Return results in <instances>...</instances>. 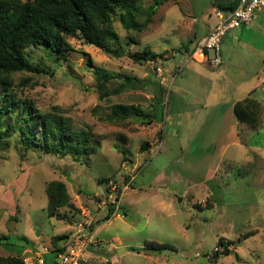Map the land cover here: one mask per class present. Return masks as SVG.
I'll use <instances>...</instances> for the list:
<instances>
[{
    "label": "rangeland",
    "instance_id": "374dc122",
    "mask_svg": "<svg viewBox=\"0 0 264 264\" xmlns=\"http://www.w3.org/2000/svg\"><path fill=\"white\" fill-rule=\"evenodd\" d=\"M141 1L147 7L155 0ZM215 7L214 0H169L158 8L139 44L129 40L116 18L114 26L127 54L145 49L171 52L151 64L137 65L128 55L119 60L109 57L77 38L70 39L72 50L56 61L44 48L30 50L32 60L52 68L54 74L16 73L11 87L14 98L31 103L41 113L69 118L80 136L90 133V154L61 156L27 147L17 126L25 115L18 109L0 120V237L7 236L0 242V256L29 258L39 252L46 264H53L59 258L52 239L67 234L69 244L89 237L99 242L98 248L88 247L80 264H264V84L257 79L260 87L251 95L259 102L254 123L236 125L233 114L220 115V109L208 105L226 103L236 85L243 87L238 80H252L251 71H262L263 63L245 68L240 79L229 73L232 83L219 84L227 90L225 99H205L206 107L201 108L205 90L190 68L200 62L189 58L183 45L193 36V16L203 20L209 11L215 20ZM261 33L264 42V30ZM89 57L96 65L147 78L150 84L126 89L110 102L101 100ZM157 68L163 70L161 77ZM259 77L264 81L263 71ZM186 92H192L190 104L181 107L180 97ZM113 104L130 105L140 113L155 111L156 127L136 117L134 110L126 124L109 121ZM30 132L42 142L40 128L33 125ZM147 141L152 149L143 154L141 147ZM145 155L147 162L136 175L132 173L134 186L122 198L127 216L100 222L101 230L94 237L91 227L112 204L98 180L116 177L125 185L131 173L126 182L124 174L132 172L129 161ZM52 180L67 184L75 205L62 209V217L48 214L46 185ZM78 224L83 231L77 234ZM247 232L253 233L238 242ZM116 234L122 244L111 239ZM220 239L236 243L229 254L213 259ZM147 241L169 243L172 248L148 251L143 248Z\"/></svg>",
    "mask_w": 264,
    "mask_h": 264
},
{
    "label": "trees",
    "instance_id": "16d2710c",
    "mask_svg": "<svg viewBox=\"0 0 264 264\" xmlns=\"http://www.w3.org/2000/svg\"><path fill=\"white\" fill-rule=\"evenodd\" d=\"M169 0H155L153 4L144 6L141 0H0V120L14 111L24 114L19 118L18 129L22 141L27 147L38 146L46 152L65 156L68 154L89 155V138L80 136L72 126L70 119L53 113H41L31 103L16 100L11 87L15 83L14 75L19 72L32 74L53 75L54 70L41 62L32 60V48H44L49 51L56 61L62 55L72 50L71 38H77L88 44H93L104 54L115 59L129 56L137 65L154 63L157 57H164L170 51L160 54L145 49L142 52L126 53L120 45V35L115 29L116 18L124 28L129 40L139 44L141 35L153 22L154 16L160 6ZM239 0L232 8H236ZM195 36H192L184 45L186 53L191 57L195 48ZM198 43V42H197ZM197 45V44H196ZM196 47V46H195ZM207 56V55H206ZM205 56V57H206ZM93 68L96 80V89L101 100L110 102L113 96L120 95L126 89L138 90L150 84L149 79L140 78L131 74L108 70L96 65L91 57L88 60ZM117 82H119L118 85ZM130 105L113 104L107 115L109 121L126 124V120L135 113L142 117L144 123L150 124L157 120V113H140ZM133 106V105H132ZM237 121L256 122L259 117V102L251 95L236 102L234 106ZM133 112V113H132ZM25 119V120H23ZM33 125L41 130L42 142L36 141V136L30 132ZM116 177H102L99 184L108 189V182ZM48 198L47 209L50 217H62V209L74 208L72 197L67 184L62 180H52L46 185ZM114 207L102 220L94 222L90 229L92 233L102 221L111 218ZM247 232L237 241L252 235ZM7 236H1L0 242ZM65 240L60 246L59 243ZM56 254L62 252L69 244L67 234L56 235L52 239ZM233 240L220 239L218 246H225L222 251H214L212 258L221 254H229V246L235 244ZM144 249L148 251L169 250L172 245L157 241H147ZM138 250L137 247H132ZM0 264H33L25 262L20 255L0 256Z\"/></svg>",
    "mask_w": 264,
    "mask_h": 264
},
{
    "label": "crops",
    "instance_id": "0c3cea01",
    "mask_svg": "<svg viewBox=\"0 0 264 264\" xmlns=\"http://www.w3.org/2000/svg\"><path fill=\"white\" fill-rule=\"evenodd\" d=\"M215 3L218 4V7H215L214 9V15L217 9H223V10H229L232 9V7L235 5L237 0H214ZM185 14V13H184ZM216 17V15H215ZM218 23V18L216 17L215 20H213V15L209 11H205L203 14V20H201L200 17L193 16L192 22H190V28L192 30L193 36H195L196 43L203 38L205 35H207ZM262 30H264V11H255L253 21L249 25H244L238 29H235L231 32H229L224 38L222 42V63L218 66H214L209 62V56L207 55L204 58H198L196 61H199L200 63L196 66H191L192 72L194 75H192L194 78L197 77L198 85H202V89L205 90L204 93L201 94V99L204 101L201 103V108L206 107V101L205 99L210 100H221L224 98V92L225 88H222L219 84L221 83L222 86H224L227 83H232L231 77H229V73L231 72L235 73L234 78L240 79L242 76L246 74L247 71H244L245 68L250 67L251 64H256L258 61L260 62V65L263 63V67L261 70L264 72V42L262 41ZM176 36L180 37L178 34H175ZM182 39V38H181ZM180 39V42H181ZM195 43V45H196ZM194 45V46H195ZM188 56V54H186ZM190 58V56H188ZM205 62V63H203ZM249 62V63H248ZM214 69V71H209L207 66ZM258 71L256 73L251 71L252 80L248 81L246 79L244 80H238L240 84L243 85V87L236 85L235 90H233L234 94L230 97L229 100L226 103H220V102H213L208 104L209 108H218L220 109L219 114H233L236 125H238L234 106L236 102L244 99L245 97L252 95V93H255L257 89L260 87V81L264 84L263 79L259 77L260 72ZM146 77V76H145ZM227 79L224 81L223 79ZM147 79V78H146ZM205 80V83H202L200 80ZM257 79L260 81L258 82ZM227 82V83H225ZM240 87V89L238 88ZM201 88V87H200ZM227 91V90H226ZM210 92V93H209ZM184 97H180L183 99L182 106H185V103L190 104V99L192 92H186L184 93ZM170 101H172V94L170 96ZM156 120H154L152 123L153 126L156 125ZM156 127V126H155ZM160 136L162 138L161 132ZM162 142V141H160ZM152 145L149 141H147L145 144L142 145L141 149L143 152H150ZM147 156L145 155L140 156L138 160H130V164L132 165L131 171H127L124 175H126L125 181H128L129 176H127L128 173H131L130 180L126 183L128 184V189H131L134 186L135 180H136V173L141 167L145 165L147 162ZM129 165V164H128ZM128 165L125 166V170L128 169ZM132 173H135L133 175ZM161 173H164L161 171ZM105 189V186H104ZM135 189V187L133 188ZM136 190V189H135ZM126 191V192H127ZM122 210H124L126 213L124 207H122ZM105 213H108V210L105 211ZM111 217H113V211L111 213ZM110 222V219L105 221ZM105 224V223H104ZM101 228L98 226L95 228L93 236L96 237L97 234L100 232ZM115 238L118 242V244H122V239L117 236H112L111 239ZM98 248V247H95ZM131 248V247H130ZM123 251H126V248L123 249ZM122 253V252H121ZM44 253L40 254L39 252H36L35 255L30 256L29 258H26V261L28 263H33L34 261L36 264H41L40 261L43 259L44 263L46 264V258L43 255ZM26 257V256H25ZM35 259V260H34ZM55 264V261L53 262Z\"/></svg>",
    "mask_w": 264,
    "mask_h": 264
},
{
    "label": "built area",
    "instance_id": "2783aa9c",
    "mask_svg": "<svg viewBox=\"0 0 264 264\" xmlns=\"http://www.w3.org/2000/svg\"><path fill=\"white\" fill-rule=\"evenodd\" d=\"M257 9H264V0H239L236 8L229 10L217 9L216 16L218 18L217 25L203 38H201L192 54V58H204L209 56V62L218 66L222 63V42L223 38L231 31L238 29L244 25H249L253 21L254 13ZM211 54V55H210ZM159 77L162 76L163 70L157 68ZM165 78V77H164ZM122 182L111 179L107 184V197L113 205V216L125 218L126 212L122 210V198L125 191L128 189V184L122 185ZM76 233L83 231V226L78 224L75 226ZM97 240L92 237L86 238L73 244H69L62 252H58L59 261L55 264H80L83 260V255L87 253L88 247L94 244L98 247ZM93 246V245H92ZM231 249V246H229ZM225 246H217L215 251H222ZM45 252H49L45 248ZM25 262L26 257L24 258ZM28 263V262H27ZM44 263L43 259L40 261Z\"/></svg>",
    "mask_w": 264,
    "mask_h": 264
},
{
    "label": "water",
    "instance_id": "95a60500",
    "mask_svg": "<svg viewBox=\"0 0 264 264\" xmlns=\"http://www.w3.org/2000/svg\"><path fill=\"white\" fill-rule=\"evenodd\" d=\"M105 194L107 195V190L105 191Z\"/></svg>",
    "mask_w": 264,
    "mask_h": 264
},
{
    "label": "clouds",
    "instance_id": "9594fccd",
    "mask_svg": "<svg viewBox=\"0 0 264 264\" xmlns=\"http://www.w3.org/2000/svg\"><path fill=\"white\" fill-rule=\"evenodd\" d=\"M107 196V195H106Z\"/></svg>",
    "mask_w": 264,
    "mask_h": 264
}]
</instances>
